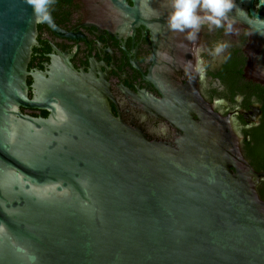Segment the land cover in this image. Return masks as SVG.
Listing matches in <instances>:
<instances>
[{"label":"water","instance_id":"water-1","mask_svg":"<svg viewBox=\"0 0 264 264\" xmlns=\"http://www.w3.org/2000/svg\"><path fill=\"white\" fill-rule=\"evenodd\" d=\"M133 3L157 65L166 15ZM41 23L26 0H0V264H264V173L240 139L215 114L148 100L176 133L152 141L71 67L35 76L29 100Z\"/></svg>","mask_w":264,"mask_h":264},{"label":"flooded vegetation","instance_id":"flooded-vegetation-1","mask_svg":"<svg viewBox=\"0 0 264 264\" xmlns=\"http://www.w3.org/2000/svg\"><path fill=\"white\" fill-rule=\"evenodd\" d=\"M134 1L138 0H51V27L37 25L27 67L28 99L34 98L35 76L71 67L101 84L112 114L119 112L152 141L172 142L176 133L147 107L144 113L139 102L166 100L171 107L173 101L176 110L215 114L240 139L241 153L251 167L264 173L257 170L264 167V0H235L230 14L233 31L205 27L195 43L166 24L157 65L149 25L135 26L126 17ZM143 1L146 11L155 2L166 22L169 0ZM220 42L229 47L219 56L210 55ZM20 112L32 118L48 116L38 109ZM193 119L199 122L197 116ZM256 190L264 202V181Z\"/></svg>","mask_w":264,"mask_h":264},{"label":"clouds","instance_id":"clouds-1","mask_svg":"<svg viewBox=\"0 0 264 264\" xmlns=\"http://www.w3.org/2000/svg\"><path fill=\"white\" fill-rule=\"evenodd\" d=\"M37 22L51 20L49 6L51 0H26ZM235 8V0H169L166 24L173 32L185 33L186 39L195 43L202 28L209 31L223 28L226 33L233 31L230 14ZM229 47L226 42L216 44L209 52L219 56ZM200 49L197 48V52ZM203 63L202 61L200 62ZM198 71H203L202 68Z\"/></svg>","mask_w":264,"mask_h":264},{"label":"trees","instance_id":"trees-1","mask_svg":"<svg viewBox=\"0 0 264 264\" xmlns=\"http://www.w3.org/2000/svg\"><path fill=\"white\" fill-rule=\"evenodd\" d=\"M259 168H261V169H257V170H264V167H259Z\"/></svg>","mask_w":264,"mask_h":264}]
</instances>
